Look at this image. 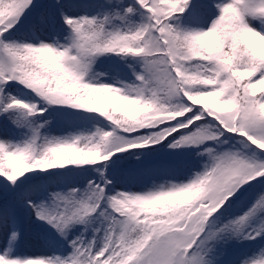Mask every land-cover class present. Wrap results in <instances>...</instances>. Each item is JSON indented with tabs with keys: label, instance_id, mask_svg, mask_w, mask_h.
<instances>
[{
	"label": "snow or ice",
	"instance_id": "6c2138e0",
	"mask_svg": "<svg viewBox=\"0 0 264 264\" xmlns=\"http://www.w3.org/2000/svg\"><path fill=\"white\" fill-rule=\"evenodd\" d=\"M0 264H264V0H0Z\"/></svg>",
	"mask_w": 264,
	"mask_h": 264
},
{
	"label": "rangeland",
	"instance_id": "374dc122",
	"mask_svg": "<svg viewBox=\"0 0 264 264\" xmlns=\"http://www.w3.org/2000/svg\"><path fill=\"white\" fill-rule=\"evenodd\" d=\"M22 248L26 252H39L42 250V245L37 235L34 232L29 231Z\"/></svg>",
	"mask_w": 264,
	"mask_h": 264
}]
</instances>
